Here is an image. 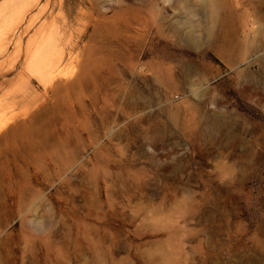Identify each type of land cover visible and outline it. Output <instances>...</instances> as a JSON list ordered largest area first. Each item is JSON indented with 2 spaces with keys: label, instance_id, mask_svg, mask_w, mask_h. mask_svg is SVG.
Returning <instances> with one entry per match:
<instances>
[{
  "label": "rangeland",
  "instance_id": "1",
  "mask_svg": "<svg viewBox=\"0 0 264 264\" xmlns=\"http://www.w3.org/2000/svg\"><path fill=\"white\" fill-rule=\"evenodd\" d=\"M126 1L165 13L162 41H177L207 7ZM221 1L224 25L199 47L177 41L175 54L188 62L170 75L65 71L52 83L30 64L17 77L25 50L62 28L79 0H62L59 24L47 23L40 40L17 54L8 45L0 55V264H264V53L256 49L264 0ZM8 16L0 13V50L23 27ZM147 40L162 61L163 42ZM230 45L228 60L220 46Z\"/></svg>",
  "mask_w": 264,
  "mask_h": 264
},
{
  "label": "bare ground",
  "instance_id": "2",
  "mask_svg": "<svg viewBox=\"0 0 264 264\" xmlns=\"http://www.w3.org/2000/svg\"><path fill=\"white\" fill-rule=\"evenodd\" d=\"M109 1L111 0H79L80 7L73 14L66 13V16L60 19L62 28L58 27V31L53 32L51 36H43L45 38L40 40L39 34L47 23H50L47 28L59 24L57 11L60 10L62 0H58V6L53 4L51 6V0H4L0 2V13L7 9L8 17L14 20L13 24L17 26L23 24V27L17 35H14V32L8 33L10 36L6 35L8 36L7 39L5 38L7 43L0 50V55L5 54L8 45L12 42L11 46L14 45L12 52L15 54L21 51L24 42L30 43L39 38L41 41L39 48L32 50L33 52H29L30 49L25 50L26 57L19 66L17 77L22 76L30 64H39L37 68L41 69L43 72L41 74L46 75L52 83L65 71L74 73L80 79L96 74L113 75L120 70L134 74H140L142 70H153L155 73L170 75L181 69L185 71L184 66L188 62L187 59L175 54L177 41L182 42L183 47L187 49L199 47L208 38L215 36L213 34L215 25L220 27L225 23L224 11L227 5L225 1L207 0L205 3L207 7L200 10L202 13L197 25L192 23L187 31H177L175 35L177 41H162L159 26L165 21V13L161 9L155 13L153 10L142 9L136 4L132 5L135 2L126 0H115L116 6L111 7L108 4ZM150 9L153 8L150 7ZM49 10L47 16L46 12ZM108 12L111 13L109 16H107ZM48 19L50 21H47ZM34 27H36L35 35L24 41V37ZM47 28L45 30L49 32L50 29ZM88 29L90 31H87ZM149 37L152 40L158 37V40L163 42L160 49L166 56L162 61L154 62L152 56L154 51L146 47ZM145 39L146 43H143ZM230 42L232 44V41ZM230 46H220L221 57L229 60L233 56L236 49ZM256 49L257 52L264 53V44ZM8 52L6 54L10 53ZM145 57H150V59L145 64L143 63L144 65L142 64L144 67L142 69L138 61ZM173 61L179 62V66L169 64ZM259 61L264 69V54ZM16 66L14 65L13 69Z\"/></svg>",
  "mask_w": 264,
  "mask_h": 264
}]
</instances>
